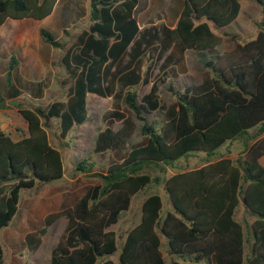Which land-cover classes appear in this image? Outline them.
<instances>
[{
    "label": "trees",
    "instance_id": "trees-1",
    "mask_svg": "<svg viewBox=\"0 0 264 264\" xmlns=\"http://www.w3.org/2000/svg\"><path fill=\"white\" fill-rule=\"evenodd\" d=\"M248 1L260 7L262 28L264 0ZM56 2L0 0V25L7 19L40 21ZM148 2L88 0V28L58 61L66 76L65 101L17 110L25 137L13 140L0 130V229L15 215L21 190L62 178L60 153L49 144L45 128L55 120L58 138L65 139L87 121L85 99L92 94L111 98L113 104L121 100L138 122L141 140L131 143L136 127L123 113L112 109L102 115L106 126L94 138L93 153L110 151L117 161L92 174L99 183L73 201L64 248L52 251L49 264H114L109 257L116 252L115 234L107 229L128 210L131 196L151 185L162 186L172 212L159 220L160 198L147 195L137 224L124 234L118 264H264V29L218 55L221 41L209 23L214 28L231 24L240 10L238 0H182L172 28L159 24L139 29ZM38 36L51 49H64L45 29L39 28ZM170 48L192 51L209 77L181 91L169 89L174 102L164 108L162 122H147L145 115L161 109L156 88L151 86L139 99L128 89L146 84L139 74L144 50L161 57ZM16 66L10 54L5 89L11 87ZM4 107L0 91V109ZM233 141L242 146L235 159L207 161L164 177L176 160L197 152L209 157ZM91 166L81 159L75 171L87 174ZM239 200L252 218L249 223L234 218ZM155 229L166 241L167 254L181 258V263L165 262ZM244 244H249L246 257Z\"/></svg>",
    "mask_w": 264,
    "mask_h": 264
},
{
    "label": "rangeland",
    "instance_id": "rangeland-1",
    "mask_svg": "<svg viewBox=\"0 0 264 264\" xmlns=\"http://www.w3.org/2000/svg\"><path fill=\"white\" fill-rule=\"evenodd\" d=\"M240 10L236 19L226 27L214 28L209 23L212 32L220 38V45L216 48V54L221 55L230 51L235 44L242 45L254 39L260 27V7L248 0H238ZM181 0H151L147 13L139 17V26L149 27L164 24L171 26L177 16ZM88 9L86 0H59L55 7L54 15L63 18V25L58 40L64 45L63 50H53L44 44L43 61H50V67L46 64L41 67L30 82L16 81V86L31 90V94H25L14 99L15 105H9L0 109V130L13 140L26 136V126L20 118L17 110H33L35 107H46L54 102L65 101V81L60 71L58 62L62 53L73 43L77 33L87 25V15L83 18L85 10ZM41 23V27L50 32L48 25L56 23L57 20L49 18ZM59 24V22H58ZM62 31L65 32L62 33ZM39 39V38H38ZM40 40V39H39ZM152 56V58H150ZM169 59V63L167 60ZM0 59V91L4 99L11 87L5 89L4 64ZM52 72H51V71ZM48 71V72H47ZM47 72V73H46ZM141 80L146 84L129 88V91L136 93L137 99L145 95L151 86L156 88V97L159 102V110L145 115L147 122H162L164 108L174 102L172 91H181L183 87L199 84L209 74L197 61L192 51L179 53L176 49L170 48L161 57L150 49L143 53L140 63ZM87 121L76 126L65 139L58 138V128L55 120H50L45 128L49 144L58 150L61 156L63 175L55 182L37 184L30 190H21L15 215L5 228L0 229V246L2 250V264H49L53 250L64 248V238L70 224V208L86 188L99 183V179L92 174L103 173L106 167L117 161V157L110 151L93 153V142L98 131H101L106 124L102 121V115L112 109L118 110L124 116L130 118L136 127L131 143L141 140L138 134V122L133 118L131 112L123 105L121 100L115 101L111 98H100L88 94L86 96ZM11 101V100H10ZM112 128H117L112 123ZM242 146L239 142H230L219 147L213 154L207 157L197 152L180 158L165 169L164 177L171 173H178L185 170L195 169L205 161H214L219 158L229 157L235 159L241 153ZM81 159L91 164V171L87 174L75 171ZM264 163V158L261 160ZM149 194H156L160 198L161 208L158 219L161 220L165 212H171L172 208L167 200V195L158 186H148L137 192L130 198L129 208L122 212L115 224L108 228L115 234L116 252L109 257L114 264H118L117 255L123 241L124 234L137 224L139 210L142 200ZM242 208L239 200L237 209ZM239 220L245 219L247 223L252 218L241 212L237 215ZM159 239V252L167 263H181V258L167 254L165 239L155 229ZM249 244L243 246V257H246ZM195 264H205L199 262Z\"/></svg>",
    "mask_w": 264,
    "mask_h": 264
},
{
    "label": "crops",
    "instance_id": "crops-1",
    "mask_svg": "<svg viewBox=\"0 0 264 264\" xmlns=\"http://www.w3.org/2000/svg\"><path fill=\"white\" fill-rule=\"evenodd\" d=\"M58 2H59V0H57L55 6L53 7L51 14L49 16H47L46 18L40 20V21H35V20L29 19V18H24V19H20V20L7 19L2 25H0V59L2 60L1 64H4V60H6V65H7V60H8V57L10 54H13L15 56V58L17 59V66L12 73V84H11V89H10L11 91L7 93V98L5 99V103L7 101L9 103L10 100L12 101L14 99H18L21 96L25 95L26 93L31 94V90L25 89L23 86L20 87V85L16 86V84H15L16 81H22L23 80L25 82H30L33 79V76L36 75L39 71H41V67L45 66L46 64L48 65V67H50V61L49 60H47V61L42 60L43 59V50L45 49V46L43 45V42L41 41V39L38 36V30H39V28H42L41 23L46 22L45 21L46 19L48 20L49 18H51L52 20H57V22L55 24L52 23V24L48 25L47 27H48V29H50L49 33L55 39L60 38V30H61V27L63 25L62 24L63 18H61L60 16L54 15L55 7H56ZM150 2H151V0H149L148 7L144 13L148 12ZM86 3H88V0H86ZM181 7H182V0H181V4L179 7V11L177 13V16L181 10ZM86 15L88 16V9H87V11L85 10L83 18H85ZM177 16H176L173 24L171 26H167V27L172 28L174 26L176 19H177ZM58 22H59V24H58ZM87 28H88V20H87V25L82 30H80L77 33V35L81 31L86 30ZM139 29H141L140 26H139ZM145 51L146 50H144L142 52L141 58H142L143 53ZM4 69L6 70L5 64H4ZM5 70H4V73H5ZM60 71L63 74L64 79H65L66 78L65 72L63 71L62 67H60ZM1 94L3 95V93H1ZM225 158H229V157H225ZM263 158L260 159V163H261V160ZM230 159H232V158H230ZM206 162L207 161H205L203 164H205ZM210 162H213V161H210ZM173 163H175V162H173ZM261 164H264V163H261ZM201 166H199V167H201ZM190 170H193V169H190ZM185 171H187V170H185ZM181 172H183V171H181ZM173 174H176V173H171L169 176H171ZM169 176H167V177H169ZM161 188H162V186H161ZM241 210L244 213L243 206H242V208H239V209L236 208V210H235L234 218L237 221H241V220H239V217L237 216L241 212ZM162 258H163V256H162Z\"/></svg>",
    "mask_w": 264,
    "mask_h": 264
},
{
    "label": "water",
    "instance_id": "water-1",
    "mask_svg": "<svg viewBox=\"0 0 264 264\" xmlns=\"http://www.w3.org/2000/svg\"><path fill=\"white\" fill-rule=\"evenodd\" d=\"M9 105H15V101H9Z\"/></svg>",
    "mask_w": 264,
    "mask_h": 264
}]
</instances>
